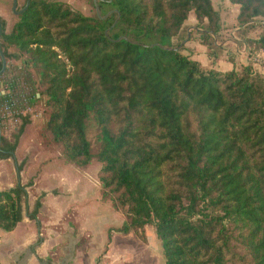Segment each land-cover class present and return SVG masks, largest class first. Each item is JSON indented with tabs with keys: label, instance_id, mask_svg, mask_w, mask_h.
<instances>
[{
	"label": "trees",
	"instance_id": "16d2710c",
	"mask_svg": "<svg viewBox=\"0 0 264 264\" xmlns=\"http://www.w3.org/2000/svg\"><path fill=\"white\" fill-rule=\"evenodd\" d=\"M230 2L240 25L264 27V0ZM98 4L101 15L88 16L58 0H31L11 32L0 16L7 62H20L0 77L2 132L19 125L13 141L2 137L0 160H12L17 182L0 190V230L24 218L34 181L22 183L27 159L16 151L42 101L46 133L77 166L92 161L86 119L95 117L98 178L124 214L119 233L144 243L152 227L166 264H264V78L251 66H203L175 43L192 11L201 43H216L213 0ZM250 45L264 51V28ZM25 76L28 93L18 87Z\"/></svg>",
	"mask_w": 264,
	"mask_h": 264
},
{
	"label": "rangeland",
	"instance_id": "374dc122",
	"mask_svg": "<svg viewBox=\"0 0 264 264\" xmlns=\"http://www.w3.org/2000/svg\"><path fill=\"white\" fill-rule=\"evenodd\" d=\"M58 1L84 15L94 16L97 11L95 0ZM25 3L26 0H18L17 9L22 10ZM213 3L221 18V31L215 40L216 43L210 46L201 43V35L197 29H194L196 24L194 11L190 13L175 43L182 42L185 46L184 52L192 54L193 58L198 59L203 66L221 71L234 68L242 71L244 67L251 66L264 78V51L257 46L250 45V39L257 38L264 28L261 21L240 25L237 20L240 9L238 5L231 3L230 0H213ZM102 9L104 10L103 7ZM0 16L6 22V31L11 32L20 19L13 7V0H0ZM11 51H16V49L11 47ZM254 58H257V61ZM8 63L12 69L20 62L11 60ZM26 73L23 72L24 75ZM34 79L37 81L36 75ZM28 81L29 79L25 76L18 86L26 93L30 90V81ZM31 113L32 122L25 129L17 153L19 161L27 159L20 174L22 183L27 184L32 179L34 183L37 182L35 188L34 185L27 188L29 198L24 216L26 217L27 213H31L34 209V195L41 197L44 190L48 193H56L57 188L60 187L63 192L62 196L59 199H56L55 195L49 196V210L41 211L38 216L41 224L49 225L48 228L53 231H62L66 226L78 227L80 223H83V226L87 228L86 234L91 235V252L101 251L103 247L107 248L109 246L107 243L110 240L111 243L115 242L117 237L116 242L122 240L119 244L127 242L130 245L133 242L135 247L127 245L131 253L135 250L134 256L136 255L141 260L143 252H137L136 246L143 247L142 250L147 255L144 259L145 264H166L161 242L152 227L146 226L148 241L144 243L140 242L133 232L120 236L118 229L125 220L124 214L116 207L112 196L109 193L105 194L98 178L102 162L98 158L101 144L98 138L100 131L95 117L90 115L86 119V136L91 146L92 161L88 165L77 166L68 161L64 146L53 141L46 133L48 112L43 102L39 101L34 105ZM18 127L19 125L14 126V124L5 125L4 137L13 141V135ZM16 182L17 169L12 160H0V190L12 187ZM37 228H40L39 225ZM46 234L49 235L47 232ZM59 250L62 249L56 248L58 253ZM125 251L122 248L117 253L118 259L124 258L122 256ZM101 259H104L103 253L98 261Z\"/></svg>",
	"mask_w": 264,
	"mask_h": 264
},
{
	"label": "crops",
	"instance_id": "0c3cea01",
	"mask_svg": "<svg viewBox=\"0 0 264 264\" xmlns=\"http://www.w3.org/2000/svg\"><path fill=\"white\" fill-rule=\"evenodd\" d=\"M21 142L20 140L19 146ZM36 186L37 182L34 183V188ZM43 193L45 196L42 198V207L38 216L41 211L49 210V196L55 195L56 199H59L63 192L58 187L56 193H48L46 190ZM39 197L34 195L35 202ZM38 225L40 228H37ZM48 226L45 223L41 224L39 217L37 220L31 219L27 213L15 230L3 231V233L0 230V264H145L144 259L147 255L142 250L143 247L136 246L137 252H143L141 260L134 256L135 250L131 253L127 242L126 244H119L122 240L116 242L117 237L115 242L111 243L110 240L107 243L109 245L107 248L103 247L101 251L91 252V235L86 234L87 228L83 226V223H80L78 227L66 226L62 231H53ZM120 236L125 235L120 233ZM129 246L135 247V244L132 242ZM58 247L62 249L59 253L56 251ZM122 248L126 250L122 256L124 258L118 259L117 253ZM102 253L104 259L98 261Z\"/></svg>",
	"mask_w": 264,
	"mask_h": 264
},
{
	"label": "water",
	"instance_id": "95a60500",
	"mask_svg": "<svg viewBox=\"0 0 264 264\" xmlns=\"http://www.w3.org/2000/svg\"><path fill=\"white\" fill-rule=\"evenodd\" d=\"M30 1L31 0H27V3L25 5V7L22 10H18L17 9V7H18V0H13V7H14L15 11L18 14H21V13H23L28 8V6L30 5ZM95 5H96L97 13L100 16L101 15V12H100V8H99V5H98V0H95ZM110 14H111V12H109L103 18L107 17ZM2 34H3V26H2V23L0 21V59L2 61V68L0 70V77L5 73V71L7 69V65H8L6 55H5V53L3 51V48H2V45H1V37H2ZM3 87H4V85L1 84V88H3ZM2 137H3V132H2V125H1V122H0V151H1V145H2Z\"/></svg>",
	"mask_w": 264,
	"mask_h": 264
},
{
	"label": "flooded vegetation",
	"instance_id": "af4514ba",
	"mask_svg": "<svg viewBox=\"0 0 264 264\" xmlns=\"http://www.w3.org/2000/svg\"><path fill=\"white\" fill-rule=\"evenodd\" d=\"M30 2H31V1H30ZM24 7H25V6H23L22 9H23ZM1 84H3V83H1ZM1 84H0V85H1ZM3 85H4V84H3Z\"/></svg>",
	"mask_w": 264,
	"mask_h": 264
},
{
	"label": "built area",
	"instance_id": "2783aa9c",
	"mask_svg": "<svg viewBox=\"0 0 264 264\" xmlns=\"http://www.w3.org/2000/svg\"><path fill=\"white\" fill-rule=\"evenodd\" d=\"M257 61V58H254Z\"/></svg>",
	"mask_w": 264,
	"mask_h": 264
}]
</instances>
